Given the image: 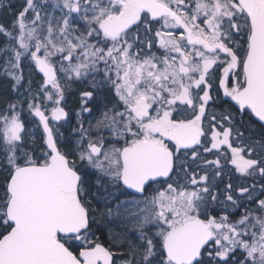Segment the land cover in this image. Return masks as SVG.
<instances>
[{"label": "snow or ice", "instance_id": "snow-or-ice-1", "mask_svg": "<svg viewBox=\"0 0 264 264\" xmlns=\"http://www.w3.org/2000/svg\"><path fill=\"white\" fill-rule=\"evenodd\" d=\"M0 12V264H264V0Z\"/></svg>", "mask_w": 264, "mask_h": 264}, {"label": "trees", "instance_id": "trees-1", "mask_svg": "<svg viewBox=\"0 0 264 264\" xmlns=\"http://www.w3.org/2000/svg\"><path fill=\"white\" fill-rule=\"evenodd\" d=\"M13 3L19 4L22 3V0H12ZM13 16L10 12H0V23L10 24L12 23ZM0 43H3V37H0ZM39 79V77H38ZM13 93L10 91V84L7 80L0 77V107L4 108L9 100L12 98ZM2 179V176H0ZM114 235L119 238L121 236L131 237L134 241V236L131 233L122 231L123 225H120L118 222L112 225ZM106 238V237H102ZM122 250L124 251L125 256L127 255L126 246L122 245Z\"/></svg>", "mask_w": 264, "mask_h": 264}, {"label": "flooded vegetation", "instance_id": "flooded-vegetation-1", "mask_svg": "<svg viewBox=\"0 0 264 264\" xmlns=\"http://www.w3.org/2000/svg\"><path fill=\"white\" fill-rule=\"evenodd\" d=\"M69 107L75 109L76 108V101L75 99L71 100L69 103Z\"/></svg>", "mask_w": 264, "mask_h": 264}, {"label": "rangeland", "instance_id": "rangeland-1", "mask_svg": "<svg viewBox=\"0 0 264 264\" xmlns=\"http://www.w3.org/2000/svg\"><path fill=\"white\" fill-rule=\"evenodd\" d=\"M33 80L38 82L39 79H38L37 76L34 75V76H33ZM0 109H2V108L0 107Z\"/></svg>", "mask_w": 264, "mask_h": 264}]
</instances>
